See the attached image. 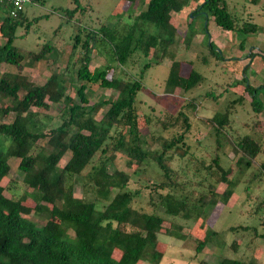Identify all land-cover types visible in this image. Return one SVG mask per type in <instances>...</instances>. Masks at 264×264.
<instances>
[{
  "label": "trees",
  "instance_id": "trees-1",
  "mask_svg": "<svg viewBox=\"0 0 264 264\" xmlns=\"http://www.w3.org/2000/svg\"><path fill=\"white\" fill-rule=\"evenodd\" d=\"M123 1L131 5L138 0ZM140 1L144 2L143 8L120 29L100 24L83 31L82 38L81 29L77 28L71 45V53L77 51V56L65 67L68 73L74 70L79 82L75 95L60 90L54 75L39 84L23 73L29 64L42 60L44 55L46 62L53 47L43 44L39 50L24 55L13 44L15 31L23 23V13L0 18V36L5 39L0 44V68L7 65L13 69L0 71V101L9 99L8 103L0 104V135L10 137L8 147L0 149V264H159L163 257V251L158 248L162 243L159 235L180 240L182 246L191 240L196 253L216 235L215 230L207 228L201 238L196 237L192 228L184 231L182 223L201 225L206 209L219 201L227 203L233 192L231 186L237 182L232 168H225L217 154L209 158L194 155L187 140L192 127L185 111L187 108L195 111L192 99L182 104L175 115L176 121L181 120V131H173L169 122L160 120L159 132L145 134L139 124L137 105V93L143 85L139 79H128L114 72L117 66L126 74L124 66L139 53L147 58L142 70L169 58V71L163 82L167 93L175 89L186 92L202 82L204 76L192 67L186 74L182 72V62L175 59L171 49L178 34L174 16L185 7H191L184 36L187 44L199 30L208 34L211 19L222 33L234 32L243 56L251 57L254 53L245 48L246 39L262 28L242 21L225 0ZM245 1L257 5L261 0ZM73 2L74 7L64 11L65 22L72 20L79 9V0ZM198 16L206 19V25L201 23L200 29L196 24ZM99 45L107 48L111 60L90 68L92 51ZM207 46L215 59L238 66L240 57L225 58L212 41ZM240 66L243 91L258 112L261 102L257 97L264 85H251L245 76L247 65ZM89 86L111 89L114 98L92 102ZM205 96L212 98L209 92ZM51 104L58 108L59 121L46 131L38 130L36 108L47 110ZM10 113L12 120L3 121ZM229 120L230 109L226 106L204 122L218 134ZM144 121L149 127L150 116L146 115ZM157 141L161 143L154 148ZM42 142L49 147L47 152ZM234 147L237 171L242 173L253 165L256 179L264 180V132L258 137L242 135ZM66 152L69 156L59 166ZM117 153H123L127 162L134 165L131 170L134 174L143 172L149 162L158 168L160 178L149 190L147 201L141 204L146 208L134 205L141 191L128 189V172L106 170L107 163ZM175 154L185 157V173H179L172 165ZM10 158L17 160V169L29 189L27 194L35 202L33 207L4 194L1 181L10 171ZM189 165L193 168L191 172ZM77 176L82 180L81 197L74 195ZM181 176L186 179L182 180ZM219 184L225 186L221 192L217 190ZM43 203L49 204L50 209L45 212L44 223L36 225L29 216L43 212ZM261 225L257 236L264 239V220ZM252 230L256 233L255 227ZM215 264H245V261L222 256Z\"/></svg>",
  "mask_w": 264,
  "mask_h": 264
},
{
  "label": "rangeland",
  "instance_id": "rangeland-1",
  "mask_svg": "<svg viewBox=\"0 0 264 264\" xmlns=\"http://www.w3.org/2000/svg\"><path fill=\"white\" fill-rule=\"evenodd\" d=\"M225 1L229 9L241 17L242 21L247 20L261 26V30L250 33L246 39L245 48H248V52H253V56H243L234 32L222 33L211 19L208 21V34L199 30L187 44L184 36L191 7H185L174 16L173 22L178 34L176 43L171 49L174 51L175 59L182 62V72L186 74L192 67L204 76L202 82L186 92L175 89L172 93H167L163 82L169 71V58H163L160 62L142 70L147 58L135 53L124 66L123 70L126 74L121 72V68L117 67L115 62L113 63L116 66L115 74L127 76L128 79H139L143 85L137 93L139 124L143 133L159 132L160 120L169 122L173 131H181V120L176 121L175 115L182 104L192 99L196 106L195 111L192 112L191 108L185 111L190 117L192 127V130L187 133V140L194 150V155L209 158L217 154L225 168H232L234 179L237 181L231 186L233 192L228 202L219 201L215 206L207 208L205 220L201 225L199 222L198 224L182 222L185 225L184 231L192 228L196 237L201 238L207 228L216 231V235L202 251L196 253L191 240L186 246H182L180 240L159 235L158 238L162 243L158 244V248L163 251L159 264H215L222 256L241 258L245 264H264V239L257 236V233L261 231V221L264 220V180L256 179L257 171L253 165L245 168L242 173L237 171L235 166L237 153L234 147V142L242 135L253 134L258 137L264 132V87L259 89L257 99L261 102V106L257 112L251 106L250 96L243 91L240 77V65H247L245 76L248 82L251 85H264V0L257 5L245 0ZM74 5L73 0H38L35 4L26 5L23 10V23L17 27L13 40V44L24 55H27L28 51L39 50L43 44L51 45L53 51L48 54V60L45 62L46 55H44L42 60L29 64L23 73L39 84L54 75L59 82L60 90L70 95H75L79 82L74 76V70L68 73L65 67L68 61H72L77 56V51L71 53L77 28L80 27L82 38H84L83 31L90 27L96 28L100 24L114 25L120 29L132 21V18L143 8L144 2L138 0L130 5L123 0H79V9L73 19L65 22L64 11L72 9ZM196 22L198 29L201 23L206 25V19L201 16H198ZM4 40L0 36V44ZM208 40L222 51L225 58L240 57L238 66H231L228 60L215 59L207 46ZM110 60L107 48L99 45L92 51L90 68ZM8 70L13 69L7 65H2L0 68L1 72ZM88 91L92 102L102 98L111 100L114 98V92L111 89L89 86ZM206 92L211 93L212 98L205 96ZM8 102L9 99L6 98L0 101V104ZM226 106L230 109L229 123L216 134L214 128L204 122V119L211 117L216 111H223ZM36 111L38 130L46 131L59 121L56 104H51L47 110L36 108ZM146 115L151 118L149 127H146L144 121ZM12 118L13 113H10L3 118V121H11ZM163 135L166 136L165 133ZM160 143L161 141L155 142L153 147H159ZM9 144L10 137L0 135V149L5 150ZM217 144L219 148L216 150ZM42 145H45L47 152L49 147L45 142H42ZM68 156L69 152H66L59 166L63 165ZM185 161V157L182 159L175 154L172 165L179 173H185L187 171ZM9 164L10 171L1 181L5 187L4 194L13 199L20 198L23 203L33 207L35 202L27 194L29 189L26 188L22 181V174L17 169V160L10 158ZM113 169L128 172L130 175L128 189L141 191L135 206L147 201L149 190L153 189L154 183H157L160 178L159 170L153 162H149L143 172L134 174L131 171L134 165L127 162L123 153H117L115 158L107 163L106 170ZM189 169L191 172L192 166L189 165ZM181 179L186 178L181 176ZM224 188V185H217L218 192ZM82 194V180L77 176L74 182V195L81 197ZM257 205H259L258 208ZM141 206L146 208L145 205ZM42 207L43 212L29 216L36 225L44 223L45 212L50 209L49 204L43 203ZM244 226L248 228L245 229ZM230 227L235 229L229 230ZM253 227L256 228V233L252 230ZM115 255L118 256L119 252Z\"/></svg>",
  "mask_w": 264,
  "mask_h": 264
},
{
  "label": "built area",
  "instance_id": "built-area-1",
  "mask_svg": "<svg viewBox=\"0 0 264 264\" xmlns=\"http://www.w3.org/2000/svg\"><path fill=\"white\" fill-rule=\"evenodd\" d=\"M35 0H0V15L17 17L23 13L24 7L29 4H35Z\"/></svg>",
  "mask_w": 264,
  "mask_h": 264
},
{
  "label": "water",
  "instance_id": "water-1",
  "mask_svg": "<svg viewBox=\"0 0 264 264\" xmlns=\"http://www.w3.org/2000/svg\"><path fill=\"white\" fill-rule=\"evenodd\" d=\"M208 43H209V40H208Z\"/></svg>",
  "mask_w": 264,
  "mask_h": 264
}]
</instances>
